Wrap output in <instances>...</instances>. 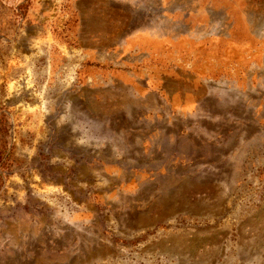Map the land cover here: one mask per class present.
I'll use <instances>...</instances> for the list:
<instances>
[{"label": "rangeland", "instance_id": "obj_1", "mask_svg": "<svg viewBox=\"0 0 264 264\" xmlns=\"http://www.w3.org/2000/svg\"><path fill=\"white\" fill-rule=\"evenodd\" d=\"M0 264H264V0H0Z\"/></svg>", "mask_w": 264, "mask_h": 264}, {"label": "crops", "instance_id": "obj_2", "mask_svg": "<svg viewBox=\"0 0 264 264\" xmlns=\"http://www.w3.org/2000/svg\"><path fill=\"white\" fill-rule=\"evenodd\" d=\"M148 36L150 37V38H156V35L154 34V33H152V32H150V31H148Z\"/></svg>", "mask_w": 264, "mask_h": 264}]
</instances>
